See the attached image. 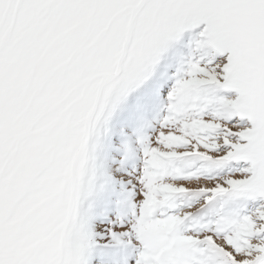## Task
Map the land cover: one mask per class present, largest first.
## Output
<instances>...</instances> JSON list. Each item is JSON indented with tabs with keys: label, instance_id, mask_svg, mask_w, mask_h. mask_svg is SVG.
<instances>
[{
	"label": "snow or ice",
	"instance_id": "snow-or-ice-1",
	"mask_svg": "<svg viewBox=\"0 0 264 264\" xmlns=\"http://www.w3.org/2000/svg\"><path fill=\"white\" fill-rule=\"evenodd\" d=\"M0 264H264V0H0Z\"/></svg>",
	"mask_w": 264,
	"mask_h": 264
}]
</instances>
